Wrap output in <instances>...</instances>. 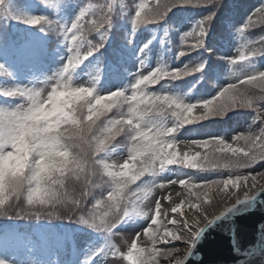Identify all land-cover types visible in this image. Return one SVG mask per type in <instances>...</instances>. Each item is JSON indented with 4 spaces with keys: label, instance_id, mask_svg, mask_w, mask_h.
Masks as SVG:
<instances>
[{
    "label": "snow or ice",
    "instance_id": "snow-or-ice-1",
    "mask_svg": "<svg viewBox=\"0 0 264 264\" xmlns=\"http://www.w3.org/2000/svg\"><path fill=\"white\" fill-rule=\"evenodd\" d=\"M39 2L47 6L49 0ZM5 4L6 0H0V9ZM113 4L114 0H105L99 8L89 4L70 26L45 16L11 17L28 26L40 27L41 31H56L68 42L70 55L62 70L49 77L45 88L39 91L0 88V97L22 100L12 109L0 107V218H58L109 234L110 245L90 250L84 264L93 261L100 264L107 256L114 258L111 264H187L194 254L195 244L209 226L264 192V184H260L264 170L257 167L264 168V70L253 68L241 72L227 86L221 87L217 95L195 103L150 88L166 79L203 74L206 61L185 65L182 69L157 67L147 73L139 71L134 83L106 94L95 93L94 83L74 86L72 72L107 41L112 28ZM222 4L223 0H151V3L138 0L130 19L133 35L141 26L164 20L173 8H205L207 15L181 37L177 58L190 55L204 47L208 29ZM258 26L264 27V6L249 15L236 31L244 37ZM93 33L99 36L95 43L88 38ZM261 55H264V36L242 44L235 56L222 59L231 66L247 67ZM10 75L6 65L0 63V76ZM99 78L100 70L97 69L96 82ZM81 89L90 92L83 100L84 110L77 111L81 101H76L69 105L71 111L67 116L50 117L48 123L53 125V133L58 134L53 137L54 143L31 151L23 168L12 170L9 161L16 155L12 138L15 124L40 106L47 107L46 102L57 94ZM198 107L199 114L193 115ZM236 109L251 110L254 116L249 129L233 136L231 143L223 137L189 140L183 142L189 151L178 152L176 145L182 141L177 139V134L185 125L214 116L223 117ZM81 145H87L89 152L82 153ZM113 146L125 148L127 158L121 162L105 157L104 153ZM193 147L200 151H191ZM173 165L195 169L196 174L179 172L166 182L144 184L146 175L159 174ZM126 168L131 169L127 174ZM208 173L218 178L208 179L204 175ZM197 175H200V182H197ZM177 185L182 189L175 194L178 202L171 192L163 194ZM97 189L99 196L94 191ZM157 189L161 192L160 198H156ZM241 189L244 190L242 197L239 195ZM217 194L234 202L210 215L209 208L219 203ZM185 204L195 213L191 218L182 211ZM130 213L147 218L149 224L136 233L135 238L125 241L126 248H121L114 239L120 234L114 230ZM141 237L146 238L149 246L138 247ZM176 242L183 243V250ZM0 264H14V261L0 258Z\"/></svg>",
    "mask_w": 264,
    "mask_h": 264
},
{
    "label": "trees",
    "instance_id": "trees-1",
    "mask_svg": "<svg viewBox=\"0 0 264 264\" xmlns=\"http://www.w3.org/2000/svg\"><path fill=\"white\" fill-rule=\"evenodd\" d=\"M147 2L151 3L148 0ZM104 3L105 0H52V4L45 6L39 0H6V4L0 9V57L4 55L8 48L19 46L24 40L35 36L37 32L41 31L40 27H31L11 18L17 15L26 16L27 7H32L34 14L37 16H45L60 24L70 26L78 16L75 11L77 7H85L92 4L95 8H99ZM137 3L138 0H114L111 31L103 47L98 52H95L94 55L102 63L108 64V75L117 80V83L113 86L107 81L99 80V82L95 83V93L106 94L109 91L123 89L134 83L136 73L132 77H129L130 73L128 72L130 58L133 55V48L139 43L140 34L146 27L153 29L157 34L165 35V32H167V47L164 53V62L160 67H164L165 69H182L185 65L191 66L198 61L207 62V67L203 74L195 73L192 76L181 79L163 80L158 85L151 86L150 90L154 92L158 93L163 90L166 94H175L181 97L187 103H195L217 95L221 87L227 86L230 80H233L241 72L250 71L253 68L264 70V55L255 57L249 62L247 67H240L239 65L231 66L225 59H222L235 56L237 49L242 44L256 41L261 36H264V27L259 26L248 31L244 37H240L236 31L249 15L261 6H264V0H223V4L219 11H217L216 17L208 29L204 47L192 52L190 55L180 56L179 58H177V52L182 45L181 37L185 33L193 30L196 22L206 16L208 10L195 7L173 8L164 20H161L159 23H150L146 26H141L133 35L130 19ZM184 22L190 24L186 29H182ZM43 32L48 38V48L43 56V59L47 61L49 52L55 49L58 44L65 42V40L56 31ZM88 38L95 43L99 39V36L93 33ZM129 39H131V43H129ZM84 47L86 48L87 45ZM14 57L15 54L12 53L5 62L11 75L0 76V79L7 81L11 85L10 88L20 87L27 89L25 87V81L28 80V75L24 71L23 63H15L13 60ZM79 77L78 71L72 72L74 86ZM172 82H175L174 87H170ZM31 90L39 91L35 86L31 87ZM21 102L22 100L20 98L5 99L4 97H0V107L12 109ZM253 116L254 113L251 110L236 109L228 112L223 117L214 116L199 123L185 125L177 134V139L179 141H189L223 137L227 141L228 137H233L247 131L249 126L252 125ZM255 130L258 131V127ZM117 139L119 140L121 138L117 137ZM177 146L178 144L176 148ZM117 147L113 146L112 149ZM126 154L128 155L127 151ZM104 156L107 157V152L104 153ZM170 167L172 168L159 174L146 175L143 178L144 184L150 186L153 183L166 182L168 179L175 178L179 172L196 174L195 169H181L178 165ZM204 175H207L208 179L218 178L214 173ZM196 178L197 182H200V175H197ZM69 189L72 190L73 185L70 184ZM75 189L78 192V184L75 185ZM94 191L99 196L100 190L97 189ZM184 207H187V204ZM130 216L144 218L138 214L130 213L125 220ZM44 223L52 224L54 230L50 238L44 239V244L41 247L42 255L35 264H84V261L90 255V250L106 247L111 243L109 234L107 233L94 232L82 225L58 218L48 220H5L4 218H0V238L8 234H25L27 235L25 239V247L27 249L30 248L32 240H35L38 245H41V237L35 233V230L40 228ZM78 229L92 231L94 234L93 239L86 245L75 248L67 256L65 252L67 242L71 234ZM115 243L119 245L116 240ZM146 246L149 245L146 238L143 237L142 243L138 244V247ZM110 257L107 256L102 259L100 264H105L106 260ZM0 258L14 261V264H25L24 257L18 253L6 254L1 246ZM96 259L100 258L97 257ZM91 264H94V261Z\"/></svg>",
    "mask_w": 264,
    "mask_h": 264
},
{
    "label": "rangeland",
    "instance_id": "rangeland-1",
    "mask_svg": "<svg viewBox=\"0 0 264 264\" xmlns=\"http://www.w3.org/2000/svg\"><path fill=\"white\" fill-rule=\"evenodd\" d=\"M151 1V0H148ZM138 4V3H137ZM136 4V5H137ZM88 6V5H87ZM85 6V7H87ZM78 8V15L79 13L85 8ZM27 15H35L33 12L32 7H27L26 9ZM179 19V17H177ZM190 24L188 22H184L182 25V29H186L189 27ZM168 39V36L166 35H159L155 33L152 29L146 28L140 35V41L138 45L133 48L132 50V57L130 59V65L128 68V72L130 73L129 77H132L135 73L142 71L147 72L150 69H156L157 67H160L163 63L164 53L165 49L167 47L166 40ZM150 42V43H149ZM47 43L48 38L45 33L42 31H39L36 36L30 37L22 42L19 46H12L8 48V50L0 57V63H3L5 65V62L9 59V56L14 53L15 57L13 58L15 63H23V68L25 73L28 75V80L25 81L26 88L31 90V87L35 86L39 90L45 88L46 83L48 82V78L52 77L54 74H58L63 66L67 62V58L70 55L69 50V44L67 41L60 43L56 46L55 49L51 50L48 55V60L45 61L43 59V56L45 55V52L47 51ZM145 45L147 47L145 48ZM143 49V51H141ZM82 48V52H83ZM143 64V67L141 65ZM108 64H104L101 62V60L95 56L94 54L88 59L84 60L83 63H81L79 66L75 68L74 71H78L80 77L78 81L76 82L75 86L79 85H89L90 83H96L95 77L97 75V69L100 70V78L99 80L107 81L111 85L115 86L117 83V80L113 79L111 76L108 75ZM175 84L172 83V87ZM11 85L5 81L0 79V88H10ZM199 107L194 110L193 114L197 115L199 114ZM232 137H228L227 141L229 143L232 142ZM181 143H178L177 150L180 154H183L186 151H189V148L187 146L186 142L187 140H181ZM191 151H200V149L193 147ZM107 157H110L112 160H120L122 162V159L127 158L126 149L123 147H118L115 149H111L110 151H107ZM258 170H264V168H260L259 166ZM259 179V178H258ZM264 182V179L260 180V184ZM259 186V185H258ZM182 191L180 186H173L168 190H165L163 193L164 195L168 194V192H171L173 199L177 200L176 192ZM243 194L242 191H240L239 195ZM161 192L159 189L156 190V198H160ZM221 199L223 203H228L233 199H227L225 200L222 195ZM165 206H167V202H163ZM221 206V205H220ZM219 206V207H220ZM184 209H188L187 207H184ZM217 209V208H216ZM215 210H210L209 214L214 212ZM203 222V220H201ZM128 224L127 227L125 225ZM149 224V220L147 218H134L129 217L127 220H125L124 223L121 224L119 228L116 229L115 232H118L120 235L115 237L114 239L117 241V243L120 245L121 248H126L125 241L128 240V238H135V234L142 230V228L147 227ZM54 230L53 225L49 223H44L40 228L35 230V233L41 237L42 243L41 245H38V243L35 240L31 241V246L29 249L25 247V239L27 238V235L25 234H16V235H6L5 237L0 239V246L4 249L6 254H13L18 253L22 257H24V263L25 264H35L39 261L41 255H42V245L44 244L45 238H50L51 233ZM93 239V233L84 231V230H78L75 233L71 235L67 242V247L65 249L66 255L69 256V254L75 249L82 247L86 245L88 242H90ZM143 240V237H141L140 240L137 241V244H141ZM176 246L181 247L183 250V243L182 242H176ZM114 258L110 257L106 264H111L112 260Z\"/></svg>",
    "mask_w": 264,
    "mask_h": 264
},
{
    "label": "water",
    "instance_id": "water-1",
    "mask_svg": "<svg viewBox=\"0 0 264 264\" xmlns=\"http://www.w3.org/2000/svg\"><path fill=\"white\" fill-rule=\"evenodd\" d=\"M193 251L187 264H264V192L217 219Z\"/></svg>",
    "mask_w": 264,
    "mask_h": 264
},
{
    "label": "clouds",
    "instance_id": "clouds-1",
    "mask_svg": "<svg viewBox=\"0 0 264 264\" xmlns=\"http://www.w3.org/2000/svg\"><path fill=\"white\" fill-rule=\"evenodd\" d=\"M90 95L88 89H81L78 92H64L52 97L47 107L40 106L36 111L21 118L19 123L13 128V140L16 145V155L9 161V167L14 171L23 168L27 155L37 149L50 147L54 143L53 125L49 124V118H57L67 116L71 111L69 105H74L76 101H81L78 112H82L85 108L83 100ZM67 110V111H66ZM46 125V126H45ZM85 132L87 128L85 127ZM82 153H88L87 145H81ZM131 169L125 170L127 174Z\"/></svg>",
    "mask_w": 264,
    "mask_h": 264
},
{
    "label": "bare ground",
    "instance_id": "bare-ground-1",
    "mask_svg": "<svg viewBox=\"0 0 264 264\" xmlns=\"http://www.w3.org/2000/svg\"><path fill=\"white\" fill-rule=\"evenodd\" d=\"M240 191H242V193H243V189H241ZM242 195V194H241ZM217 199L219 200V203H216L215 205H214V207L213 208H209V211L210 210H217V209H219L220 207H222L223 205H225V203H223V201H222V199H221V196L219 195V194H217ZM221 205V206H220ZM220 206V207H219ZM217 208V209H216ZM182 211H184L185 213H186V215L189 217V218H191L193 215H195V213L194 212H192V211H189L188 209H184V208H182ZM201 223H203L202 221H201ZM128 226V224H126L125 225V227H127Z\"/></svg>",
    "mask_w": 264,
    "mask_h": 264
}]
</instances>
